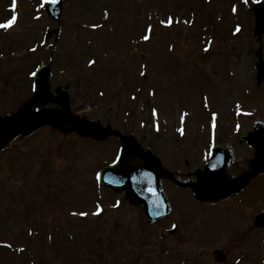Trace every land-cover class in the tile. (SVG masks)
<instances>
[{"label":"rangeland","instance_id":"1","mask_svg":"<svg viewBox=\"0 0 264 264\" xmlns=\"http://www.w3.org/2000/svg\"><path fill=\"white\" fill-rule=\"evenodd\" d=\"M187 1L190 3L185 8L186 12L190 5L196 4V0ZM15 2L14 9L12 0H0V24L9 21L14 15L17 17L16 23L8 30L0 28V63L4 57L7 58V52L2 54L15 39L27 47H34L38 41L43 45L39 61L46 64L51 54L54 59L53 65L56 63L55 69L52 66L50 72V75L53 74L50 78L52 92L67 85L72 100L71 109L75 113L85 119L98 120L103 126L109 125L123 135L132 133L140 146L143 149L149 147L166 167L175 169L180 165L181 171L186 173L185 177H179L180 179L192 176V171L199 167L200 160L207 154V145L215 143L216 138L217 142H220L221 137L218 136L223 128L225 131L227 129L232 131L234 122L238 121L236 130L238 133L246 134L250 130H258L264 126V88L257 83L251 99L243 95L256 83V64L264 65L263 35L260 38L263 41L252 39L248 29L242 30L238 38L228 35L226 19L225 24L221 26L223 36L212 37L217 41L213 42L210 51L214 53L212 58L207 60L208 64L199 65V69L190 61L192 59L201 62L198 59V52L193 51L189 44H185L189 47L188 50L178 47L174 60L165 58L160 62L171 30L176 29L159 30V41L150 47V44L140 45L143 44L140 29H138L140 37L131 36L135 28L143 27L142 14L143 12L145 14L147 8L154 11L153 15L156 18L164 20V24L167 23L168 10L157 8V2L152 1L150 6L147 0L146 4L144 0H62L63 9L59 22L52 21L44 15L40 0ZM143 4L146 7H142ZM170 6L171 2H168L167 8ZM227 8L225 0L223 4L219 2L215 4L216 18H220V10L225 15ZM36 12H41L39 19L36 18ZM243 12L238 11L237 16L231 15V21L235 22L238 18V21L246 22V15ZM94 25L96 27H93ZM152 25L154 28L158 27L156 24ZM214 27L215 30L219 28L215 22ZM215 30L212 27L207 28L205 34L211 37ZM72 37H80V42L72 40L70 45ZM125 46L129 49L135 46L138 57L141 56V52L144 55L141 59L133 61V64L131 60L129 63L131 67H127L128 64L123 65V69H119V73L116 74L117 76L120 74V77L107 86L108 90L106 89L102 97L97 96L98 90L94 89L88 94L85 93L89 87L88 78L99 67L95 66L93 57L113 60L115 65L116 60L118 65L128 63L129 57L124 54L127 50ZM37 49L36 51L41 50ZM226 49L231 50L228 59L225 57ZM12 50L15 49L8 50L13 59H7L9 62L5 65V72H14L16 68L25 71L32 65V62L21 54L14 56ZM68 50L71 51V56H74L72 51L76 52V55L71 57L69 65L64 61ZM151 53L154 55L153 58ZM34 55L35 57L31 58L33 61L38 53ZM58 58L63 60L59 61ZM156 58L159 65L156 64ZM91 61L94 63H90ZM118 65L116 67L120 68ZM119 79L121 80L117 82ZM13 80L20 81L15 86L19 88L18 94L25 96L24 80L15 76ZM6 82L8 88L13 86L10 79ZM261 82L263 84V81ZM31 83L35 89L32 81ZM178 86L180 88L175 90L174 94V87ZM117 92L121 93V96L113 102L110 96ZM203 92L205 97L202 99L200 96ZM29 93L27 98L19 97V101L11 98L5 102L7 99L5 95V99L0 100V117L8 112L24 110L27 105L30 111L42 107L46 109L55 107L48 101H36ZM177 94L179 95L176 96ZM153 109H156L155 114ZM21 135L13 143L8 144V148H11L7 152L0 154V181L12 185V194L18 196L11 201L1 192L0 202L6 204L7 208L0 204V244L6 242L12 247V250L0 247L1 264L6 262L18 264L14 250L22 234L27 237L22 241L34 245L29 248L30 251L33 253V250L37 249L35 253L37 262L45 264H79L80 259L83 262L81 264H163L162 258L158 256L160 249L157 246L152 247L151 244L161 245L165 242V246L173 249V246L178 245L173 243H176L175 240L180 235L187 241L184 244L196 246L189 251L200 253L206 264H216L212 254L216 249H224L228 255L236 254L237 250H228V244L239 239L249 245L240 264L251 262L264 264V231L243 234V226L248 220V213L245 210L255 213L261 203L262 207L258 211L264 212V175L256 179L257 183L253 189L249 187L241 196L239 195L241 201L244 200L239 213L235 212L233 206L222 201L213 205L205 204L203 212L202 204L189 192L175 188L177 192L171 200L173 212L171 211L169 217L152 223L150 232L143 235L145 227L139 225L141 215L138 217L135 212L138 208L132 207L134 210L132 219L135 223L129 231L127 232V228L124 227L119 228L123 226L122 218L126 222L131 217L128 213L125 214L127 210L124 207L128 205L125 201H119L118 209L123 208L122 211L113 212L110 217L98 218L100 220L98 222L88 215L86 217L72 215L74 212L90 213L92 206L100 204L102 198H109L115 205L118 204L117 198L123 199L122 194L103 192L96 177L94 178V172L96 173L98 168L113 160L119 139L110 137L105 141L95 142L75 134L64 135L51 128L41 129L33 134L22 132ZM227 137H224V142ZM26 138L29 141L24 140ZM220 143H223L222 140ZM247 149L245 151H248ZM238 152L235 165H248L250 155L244 150ZM183 165L189 167L185 168ZM181 171L180 174H183ZM6 175L9 176L8 179L5 178ZM167 188L173 190L171 186ZM4 190H7L6 186ZM22 196L32 198L25 202L30 207L24 205ZM36 197L37 199H34ZM34 201H38L37 214ZM62 214L69 217L77 216L80 219L78 222L72 220L73 223H70ZM30 216L32 218H29ZM172 216L177 218L176 224L180 230L174 236L167 233L174 222ZM27 220L32 221L41 232L37 240L33 241L34 234L27 231L25 227ZM110 220H113L112 225ZM137 225L140 227L136 232ZM61 229H68L71 232L76 230L73 232L76 235L73 240L83 244L80 256L78 244L67 240L63 232L59 231ZM189 229L195 230V233L191 234ZM237 229L239 237L231 236L238 233L235 231ZM106 232H109L110 239L104 238L107 240L105 243L99 242L98 238L106 235ZM247 232L250 233L251 230ZM47 234L56 245L51 248L55 249L45 251ZM160 235L161 242L158 240ZM253 243H256L255 246ZM101 248L107 250L100 256L103 253ZM239 256L241 257L240 253Z\"/></svg>","mask_w":264,"mask_h":264},{"label":"water","instance_id":"2","mask_svg":"<svg viewBox=\"0 0 264 264\" xmlns=\"http://www.w3.org/2000/svg\"><path fill=\"white\" fill-rule=\"evenodd\" d=\"M49 12L52 14V10L49 8L48 9ZM254 15H255V21H256V29L257 31H263L264 32V7H259L255 12H254ZM259 72L262 74V76H264V68H260ZM40 91L42 94H45V85H44V80L42 78V76H40ZM60 99L61 100H64V103L67 105V101L65 100L64 96H60ZM67 109V108H66ZM64 112L66 114H64L62 116V119L68 121L69 123H71L72 127L74 130H76L77 132H79L80 134L82 135H85V136H88V137H93V138H96V139H103L109 135H116L115 132H112V131H109V130H104V129H101L99 128V126L97 124H92L91 122L89 123H83V122H79L77 120L76 117H71L69 115V113L67 112V110H64ZM55 119V118H53ZM44 122V119L41 120V121H34L31 125H23L24 128H30L32 126H35L37 124H40ZM5 123L7 124H10L9 126L11 125H15L13 123H11L10 121H5ZM18 126V125H17ZM12 127V126H11ZM20 129L23 128L22 126H18ZM247 140L249 142H252L254 143L255 145H257V149H258V153H257V162L254 163V165H264V132H261V135H259V133H250V135L247 137ZM124 142H133V140H124ZM215 153H217L215 151ZM136 153L131 149L129 148L128 146H125L124 148V151L122 153L123 157H122V160H130L129 163L132 162V157L133 155H135ZM142 155V154H141ZM142 157L146 160V163H148L150 165V167L152 168V171L151 173L154 175V176H157L159 175V172L156 170L155 168V164L150 161V159H148V156L146 155H142ZM257 167V166H256ZM113 173H116L118 172L117 170H112ZM211 172H209V170H207L203 176L204 178H206L207 176V182L203 179H201V186L199 188H203L205 189V191L203 190H199V194L202 196V197H213V198H217L218 196L224 194V193H227V192H230L232 190H235L237 189L240 185H242L243 183L246 182V180H243L242 182H228V181H225V183L223 184V181L221 182V178H219L218 176L217 177H213L211 174ZM124 179L126 182V187H127V190L129 192L130 195H132V193L134 192L132 186H131V183H130V179L128 178V176H124ZM121 185H118V188H120ZM124 186V185H123ZM227 187V189H226Z\"/></svg>","mask_w":264,"mask_h":264},{"label":"snow or ice","instance_id":"3","mask_svg":"<svg viewBox=\"0 0 264 264\" xmlns=\"http://www.w3.org/2000/svg\"><path fill=\"white\" fill-rule=\"evenodd\" d=\"M13 8L15 9V0H13ZM235 10V9H233ZM16 20H17V17L14 15L6 24H0V28H10L12 25H14L16 23ZM171 18H169V20L167 21V23H171ZM161 23H165L164 21H161ZM93 27H96V25H94ZM151 29H149L150 31ZM145 40L149 39L148 36H145L144 37ZM35 49H33L34 51ZM90 63H94V61H91ZM143 74V73H142ZM33 75H35V73H33ZM153 95H155V93L153 92ZM207 99V98H205ZM153 113L155 114L156 113V109H153ZM157 131H159V126L157 125ZM182 131V130H181ZM101 209H99L98 207V211L96 213H93L94 215H98L99 214V211ZM72 215H79V216H82V217H86L87 215H89V213L87 212H80V213H72Z\"/></svg>","mask_w":264,"mask_h":264}]
</instances>
